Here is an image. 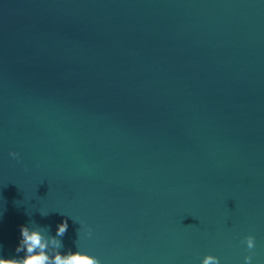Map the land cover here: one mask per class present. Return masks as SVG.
<instances>
[{
    "label": "water",
    "instance_id": "95a60500",
    "mask_svg": "<svg viewBox=\"0 0 264 264\" xmlns=\"http://www.w3.org/2000/svg\"><path fill=\"white\" fill-rule=\"evenodd\" d=\"M65 219L102 264H264V0H0V253Z\"/></svg>",
    "mask_w": 264,
    "mask_h": 264
},
{
    "label": "clouds",
    "instance_id": "9594fccd",
    "mask_svg": "<svg viewBox=\"0 0 264 264\" xmlns=\"http://www.w3.org/2000/svg\"><path fill=\"white\" fill-rule=\"evenodd\" d=\"M13 158H18V152H11ZM42 216H47V212H42ZM69 228L68 220L65 219L56 226L55 235L51 234L48 226H41L35 223L20 226V238L15 248V254L5 256L0 253V264H102L101 260L89 252L71 249L65 251L62 237ZM81 230V229H80ZM87 235L91 236L89 229ZM249 250L255 248L256 238L248 235L243 241ZM2 247V245H0ZM251 254L244 257V264H252ZM200 264H221V259L217 255L207 254L200 261Z\"/></svg>",
    "mask_w": 264,
    "mask_h": 264
}]
</instances>
